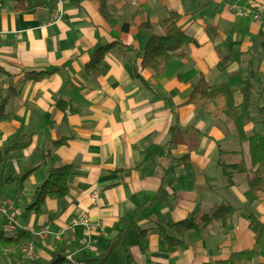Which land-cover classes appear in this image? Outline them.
<instances>
[{
	"label": "crops",
	"instance_id": "obj_1",
	"mask_svg": "<svg viewBox=\"0 0 264 264\" xmlns=\"http://www.w3.org/2000/svg\"><path fill=\"white\" fill-rule=\"evenodd\" d=\"M170 10L180 14L177 26L191 40L157 75L141 66L149 34L139 27L159 23ZM154 32L163 34L159 26ZM108 44L89 71L86 63ZM233 52L242 53L240 61L218 70L219 60ZM249 62L257 108L264 101V0H0V97L11 81L15 87L0 115V206L6 212L0 209V226L9 217L10 235L45 224L62 231L59 241L32 237L35 259L43 262L63 244L95 256L123 230L132 264H204L250 250L249 215L264 220V202L254 200L246 173H234L229 183L218 162L242 160L249 168L248 145L227 116L213 118L188 101L204 75L210 84L228 82L239 103ZM32 72L43 75L23 77ZM244 130L263 131L255 110ZM61 138L67 142L53 147ZM168 145L174 157L188 155L191 163L175 168L173 184L164 174ZM43 151L50 153L45 161ZM64 164L72 166L67 194L46 197L40 213L23 217L51 166ZM32 166L19 188L14 177ZM222 204L234 210L228 225L204 220ZM71 217H89L103 230L69 229ZM186 220L200 229L179 234L171 226ZM159 226L182 244L161 245ZM109 264H123L118 249ZM252 264H264V253Z\"/></svg>",
	"mask_w": 264,
	"mask_h": 264
},
{
	"label": "trees",
	"instance_id": "obj_2",
	"mask_svg": "<svg viewBox=\"0 0 264 264\" xmlns=\"http://www.w3.org/2000/svg\"><path fill=\"white\" fill-rule=\"evenodd\" d=\"M29 8L27 6L15 5L17 11H25ZM106 17H109L106 14ZM180 14L175 10H170L166 18L159 23H142L140 31L148 33L149 38L143 51V58L141 61L142 67L152 68L157 75L162 74L167 66V63L175 53L180 52L183 45L188 43L191 38L177 26ZM128 23L123 25L127 28ZM159 26L163 34L156 35L154 29ZM111 44L96 49L90 61L86 63V68L89 71H94L104 54L111 48ZM177 56H183V53ZM242 53L233 52L223 56L217 63L218 70H225L229 64L239 62ZM137 77L149 88L151 86L148 82L142 79L139 73ZM42 73H25V79L39 78ZM255 78V73L251 63L248 64V73L244 77L240 87L241 100L236 103L234 100L233 89L228 82L218 84H210L205 79L204 75H200L197 82L193 85L190 92L188 101L198 106L203 112L207 113L213 118H218L221 115L227 116L232 120L235 130L241 144L247 143L248 153L250 160V167L247 168L246 164L241 160L238 163H227L219 160V165L223 174L226 176L229 183L233 181L234 173H246L247 183L254 196V200L264 202V101L257 108H252L251 97L253 95L252 81ZM15 93V87L12 81L9 83L5 94L0 97V115L3 114L4 108L8 98ZM64 110L65 107L60 105ZM252 110L256 111L261 123L262 132L253 131L251 135H246L245 126L252 120ZM67 142L66 138L58 139L52 142L53 147L62 145ZM27 145V142L11 146L8 150L21 148ZM222 149L219 147L218 153ZM50 156L49 151L42 152V160L45 161ZM166 157L169 166L165 169L164 174L172 177L171 184L174 183V171L179 165L185 168H190L191 163L188 155L174 157L170 145L167 147ZM37 168V166L27 167L14 177V182L19 188L22 187L23 182L28 176ZM72 166L69 164L52 165L49 169L46 179L38 186L33 194L32 201L25 207L22 216L26 217L30 213H40L46 197L62 198L68 192L67 179ZM234 210L229 206L222 204L212 214L211 217L205 216L204 220L221 219L223 225H228V220L231 218ZM134 221H132V224ZM176 231L183 234L186 231L198 230L200 226L186 220L173 223ZM130 228V227H129ZM248 228L255 236V243L253 248L247 251L234 252L230 254L227 259L217 260L212 263L204 264H252L253 260L261 253H264V220H260L256 215H249ZM159 242L161 245L182 244V240L170 236L165 227L159 226ZM127 230L118 232L114 239L110 240L105 247H98V254L86 255L81 252V247L78 244H63L53 253L51 258L45 262L38 259L30 260L31 264H109V257L111 253L118 249L123 259V264H132V256L125 246V234ZM144 234V231L136 232V237L139 238ZM139 241V239H138ZM32 242V236L29 232L19 229L14 235L6 233L0 226V259L11 258L12 263L20 258L23 253L20 248ZM1 264V263H0Z\"/></svg>",
	"mask_w": 264,
	"mask_h": 264
},
{
	"label": "built area",
	"instance_id": "obj_3",
	"mask_svg": "<svg viewBox=\"0 0 264 264\" xmlns=\"http://www.w3.org/2000/svg\"><path fill=\"white\" fill-rule=\"evenodd\" d=\"M243 11H237V14L242 15ZM98 198V192L93 191L91 193V201L96 202ZM0 209H2L5 212L4 206H0ZM82 227L87 232H102V227H100V224L98 221L92 220L89 217H71L68 220L67 228L72 229L75 227ZM2 230L6 233H11L15 230L14 225L11 223V219L7 217L5 222L2 224ZM31 234L35 238H52L53 240L59 241L62 238V231H53L49 224L42 225L41 227L34 229L31 231ZM92 252H96V248H91ZM22 253L26 259L33 260L35 258L34 254V245L33 243L26 244L22 247Z\"/></svg>",
	"mask_w": 264,
	"mask_h": 264
},
{
	"label": "rangeland",
	"instance_id": "obj_4",
	"mask_svg": "<svg viewBox=\"0 0 264 264\" xmlns=\"http://www.w3.org/2000/svg\"><path fill=\"white\" fill-rule=\"evenodd\" d=\"M32 235V234H31ZM33 237V236H32ZM56 241V240H55ZM20 252L22 253V248H20ZM35 259V258H34ZM28 260V261H27ZM23 263V264H29L30 263V259H26L24 257V255L20 256V258H18L15 261V264H19V263ZM0 263L1 264H14V262L12 263V259L11 258H6V259H0ZM113 263V262H112Z\"/></svg>",
	"mask_w": 264,
	"mask_h": 264
}]
</instances>
